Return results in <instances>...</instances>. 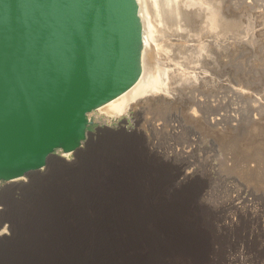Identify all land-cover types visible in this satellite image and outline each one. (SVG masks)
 <instances>
[{
	"label": "rangeland",
	"instance_id": "1",
	"mask_svg": "<svg viewBox=\"0 0 264 264\" xmlns=\"http://www.w3.org/2000/svg\"><path fill=\"white\" fill-rule=\"evenodd\" d=\"M191 27L193 28L192 25H188L186 31L182 32L188 36V39H192L194 36V29ZM176 39L178 36L175 40L172 38L174 42ZM188 39L185 42L188 46H185L183 53L186 52L185 54H189L192 59L183 58V53L179 54L178 52L179 47L174 45L172 53L177 55H174V59H176L173 60L174 62L171 61L173 64L170 67L179 64V67L174 66L175 69L176 67L179 69L174 70L173 78L171 75L170 80L168 79L171 82L163 81V84L171 83L170 87L172 88L170 89L175 90L174 92L178 95L180 94L177 101L183 105L182 108L180 104L175 105L174 103L166 105L163 103L162 106L160 105V110L159 105H157L158 108L156 105L150 106V104L143 107L137 105L131 108L127 114L115 116L114 119H107L104 112L93 111L90 116L96 124L91 129L95 133L90 143L84 144V150H80L76 155L71 154L68 158H56L49 171H47L48 168H45L42 172L35 173L31 178L23 177L15 181L14 184L0 182V264H6L10 258L9 252L13 243L17 210L22 206L24 197L32 195L29 198L28 206L35 220L34 231L55 223L64 226L82 225L88 230V224L118 221L116 212L112 210L116 208L117 204L107 199L110 194L102 193L104 198L100 194L97 196L95 190L85 183L87 175L98 172V158H147L157 164L159 169L156 172L152 171L151 181L146 184L144 190L142 188L145 178L137 175L141 181L138 179L135 183L136 187L131 190L134 193L131 195H135L131 203L148 201L149 203L139 206L151 210L154 222L159 223L161 214L168 215L169 213L168 224L164 217L169 245L176 235L180 239H184L182 248H177L175 244L169 250L177 261L176 264H184L187 262L186 259L192 261L193 253H198L199 256L194 259V262L199 264H264V94L253 92L250 95L240 96L230 93L232 86H236L238 83L233 79L229 82L231 78L228 77L227 80H224L225 82L221 80L222 83L219 80L221 78L218 79L213 74L209 75L212 72V69L208 68L211 67L209 64L205 67L207 71L201 74L203 81H206H194V72L203 68H199L197 50H195L197 47L193 45L194 41ZM205 52L208 54L207 51ZM184 59L185 61H182ZM200 60L202 61V58ZM201 66L203 67V65ZM238 67L240 68V66ZM181 68L186 69L181 70ZM183 70L184 73L188 72L186 80H181L180 77ZM211 77L216 79L215 82L219 80L220 83H214V78L211 83ZM210 84L217 87L218 90H214L216 88L213 87V89ZM188 90L189 92H187ZM186 94L189 97H186ZM217 96L219 99L215 98ZM191 97L192 101H190ZM199 98L203 99L201 102L205 99L207 104L213 103L212 113L209 114L207 109L200 105ZM219 100L222 102L220 103ZM193 101L194 104L190 103V105L196 106L197 109L194 106L190 107L189 102ZM170 106L175 107L171 109ZM187 107L190 112L195 109V112L198 111L202 115L205 113V115L209 114V117L212 116L211 118L215 116V118L221 119L217 120L220 123L219 127H216L221 128L224 125L230 130L229 138L227 137L231 140L228 141L230 145L226 146L227 143L225 144L223 141L225 139L218 135L217 130L216 137L213 135L217 142L211 143L208 128L207 130L196 119L197 122L191 124V121H186ZM166 110L168 111L166 112ZM180 111L184 112L180 114ZM150 119L157 124L158 129L149 125ZM184 122H189L188 126ZM176 126L179 127L176 128ZM191 126L196 129H192ZM198 127L200 128L198 129ZM224 127L222 130H225ZM215 129L213 128L214 132ZM167 131L170 132L167 133ZM217 135L219 139H217ZM57 153L64 156L66 154L61 150ZM161 158H171V160L164 163ZM252 164L256 168L252 173L257 177L245 180L246 176L243 178V174L238 176L241 174V168L245 169L246 166L249 167ZM89 169H92L91 173L88 172ZM187 174H191V177L185 178ZM70 176L74 179L71 182L68 181ZM181 178L186 180L178 183ZM40 183L44 186L38 185ZM244 183H248L249 188H246ZM97 186L98 182L95 187ZM105 199L107 201H103ZM123 200L120 199V203H123ZM41 202L44 204L45 211L42 209ZM109 215H114L116 218ZM176 222L183 225L182 231L177 230Z\"/></svg>",
	"mask_w": 264,
	"mask_h": 264
},
{
	"label": "bare ground",
	"instance_id": "2",
	"mask_svg": "<svg viewBox=\"0 0 264 264\" xmlns=\"http://www.w3.org/2000/svg\"><path fill=\"white\" fill-rule=\"evenodd\" d=\"M137 1L139 4V14L141 16V20L143 24L144 45L142 52V67H143L142 75L131 88H129L127 91H125L115 99L109 101L108 103L104 104L103 106L97 109L100 112H104V114H106L107 119L108 118L114 119L115 116L119 117L124 114H127L131 108L136 107L137 105L142 107L146 106L147 104H150V106L159 105V110L161 109L162 106L161 104L163 103H165V105L167 103L169 104L174 103L175 105L176 104L181 105V103L177 101L180 94L178 95V93L174 92L175 90L174 91L173 89L171 90L170 89L172 88L170 87L171 83L170 84L168 83L171 82L169 80L174 70L176 71V69L179 67L178 66L179 64L174 65V66H178L176 67V69L174 66L170 67L172 66L171 64H173L171 61L176 59V58L174 59L175 57L174 55H177L172 53V47L174 45L175 47L178 46L179 47L178 49L180 50V51L178 50L179 54L180 52L183 53V49L186 48L185 46H188L185 43L187 42L188 36L183 34L182 32L186 31L188 25H192L193 28L192 27L191 28L194 29L193 30L194 36H192L193 38L192 39L190 38L188 40H192V42L194 41L193 45L197 47V49L195 50H197L196 51L197 58L200 65L199 68L201 69L203 68L202 70L198 69L199 72L198 70H196L195 72L192 71L194 72L195 75L194 81L197 80L203 81V79L201 78V74L207 71L205 67L207 64H209L211 67L208 68L212 69V72L209 75L213 74L214 77H218V79L221 78L219 79L220 82H222L221 80L224 81L228 77L231 78L229 82L235 80L236 83H238L239 86L237 84L236 86L235 85L232 86L230 93L232 92L234 95L238 94L240 96H243L245 94L250 95L253 92L264 94V0H137ZM176 36H178V39H176L177 42L176 41L174 42L172 38L175 40ZM205 51H207L208 54ZM185 53L186 52L183 53V58L186 57L187 59H192L189 54H185ZM200 58H202V61L200 60ZM182 61H185V59ZM188 61L187 63L189 64ZM193 62L195 63V61ZM201 65H203V67ZM237 65L240 66V68ZM182 69H186V68H181V70ZM183 73L182 75H180L181 80H186L188 72L187 73L185 72L184 74ZM213 78L211 83H213ZM167 80L169 82L163 84V81L165 82ZM215 81L216 79L214 80V83L218 82ZM203 82L202 84H204ZM180 83L183 82L180 81ZM211 87L213 88L215 86L211 85ZM215 88L216 89L214 88L213 89L218 90L217 87ZM205 89L207 88L205 87ZM189 90L187 92H189ZM224 90L226 89L224 88ZM187 94L186 97L187 96L189 97V95ZM218 96L215 98L217 99ZM192 100L193 99L191 97L190 101ZM201 100L203 99L199 100L200 105H202L205 109H207V112L209 114L212 113L211 110L213 107L212 106L213 103L207 104L205 99L202 102ZM188 101L186 102L188 103ZM190 103L194 104V101L189 102V105ZM224 104H228V103H224ZM182 106L183 105H181V108ZM191 106L192 105H190V107ZM163 107L165 108V106ZM173 107L170 106L171 109H173ZM194 107L195 109H197L196 106ZM255 108L257 107L255 106ZM195 109H193V111L190 112L188 111V107H187L188 112L186 111L185 114L186 121H191L190 122L191 124L197 122L196 120H198V122L200 121L199 124L205 126L206 129L208 128L209 129L208 135L211 138V143L214 144L216 141L215 133L217 130V132H219L218 135H220V137L225 139L223 141H225V144L227 143L226 146L230 145L229 142L231 140L227 139V137L229 138L228 132L230 130L224 127V125L223 127L225 128V130H222L223 127L221 126H220L221 128H217L219 127L218 124L220 123L217 122L219 118H215V116L211 118L212 116L209 117L208 116L209 114L205 115V113L204 115H202L200 114V112L196 110L199 113L198 114L197 112H195ZM167 111L168 110H166V112ZM182 112L180 114H182ZM252 115L254 114L252 113ZM226 116L225 118H227ZM148 122L149 125L153 126V128L158 129L157 124L153 122L152 119H150ZM255 122L257 121L255 120ZM184 123H187L188 126L189 122H184ZM196 124L199 125L198 123ZM252 126L253 123L251 124V127ZM177 127L179 126H176V128ZM195 127L194 128L192 127V129L195 130L196 129ZM200 127H198V129ZM213 128L214 129L217 128L215 129V132ZM168 132L170 131H167V133ZM146 133L148 135V132ZM174 134L176 133L174 132ZM218 135H217V139H219ZM92 136L93 135L89 137L90 139L88 140L89 141L88 144L92 140ZM194 141L197 142L196 140ZM151 142L154 144L152 140ZM80 150H84V148H80L76 152V154L79 153ZM70 156L71 153H67L65 154V157L50 158L46 167L42 168L37 172L32 173L29 178H31L35 173L42 172V170L45 168H48L47 171H49L52 167L53 161L56 158H68ZM161 159L163 160L164 163L171 160V158H161ZM97 164H98V168H97L98 172L87 175L85 178V183L88 187L95 190L97 196L100 194V196L104 198V195L102 193L108 192L110 194V196L107 199H109V201H112V203L117 204L116 208L112 210L116 212L118 221H115L113 223L88 224L87 226L88 230H86L82 225L74 224V225L64 226L55 223L51 226L48 227L45 226L34 231L35 220L33 217V213L28 206L29 198H31L32 195L24 197L21 203L22 206L17 210V215H16L17 219L15 221L13 243L11 244L10 252H9L10 258L7 260L6 264H176L177 263V261L172 257V254L169 252V250L175 244L177 248H182L184 239H180V237L176 235L174 239L172 238L171 244L169 245L168 239L166 238L167 227L164 226V217L166 224H168L170 219L169 213L168 215L161 214L159 223L154 222L152 218V214L150 213L151 210L139 206L140 204L149 203L148 201L131 203L132 198L135 196V195H131L134 194L131 190L134 187H136L135 183L138 181V179L141 181V179L137 175H141L142 177L145 178L144 186L142 188V190H144L146 184L151 181L152 171L155 172L158 171L159 167L157 166V164H155L154 162L150 161L147 158H98ZM255 169L256 168L253 164L250 165L249 167L246 166L245 169L241 168L240 170L241 174H238V176L243 174V178L246 176L244 178L245 180L247 178L254 179L255 177H257V175L252 173L253 170ZM88 172L91 173L92 169H89ZM186 177H191V174H187L185 178ZM185 178L179 179L178 183L179 182L182 183V181L184 182L186 180ZM73 180L74 179L71 176L68 178L69 182ZM97 182H98V186L95 187ZM14 183H10V184H14ZM38 185L44 186L42 183ZM244 186H246V188H249L248 183H244ZM107 199L103 201H107ZM120 199H124L123 203H120ZM41 206L42 209L45 211L44 204L42 202H41ZM109 216L112 218H116V216L114 215H109ZM176 228L177 230L182 231L183 225L179 222H176ZM198 256H199L198 253H193L192 261H188L186 259L187 262H185L184 264H199L194 262V259Z\"/></svg>",
	"mask_w": 264,
	"mask_h": 264
},
{
	"label": "water",
	"instance_id": "3",
	"mask_svg": "<svg viewBox=\"0 0 264 264\" xmlns=\"http://www.w3.org/2000/svg\"><path fill=\"white\" fill-rule=\"evenodd\" d=\"M137 0H0V182L75 154L141 77Z\"/></svg>",
	"mask_w": 264,
	"mask_h": 264
}]
</instances>
